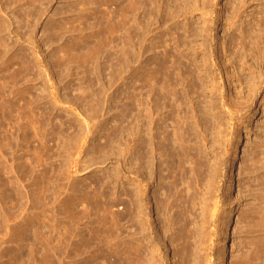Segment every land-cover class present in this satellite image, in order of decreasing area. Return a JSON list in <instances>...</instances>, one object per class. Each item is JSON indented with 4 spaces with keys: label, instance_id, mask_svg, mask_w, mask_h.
I'll return each instance as SVG.
<instances>
[{
    "label": "rangeland",
    "instance_id": "obj_1",
    "mask_svg": "<svg viewBox=\"0 0 264 264\" xmlns=\"http://www.w3.org/2000/svg\"><path fill=\"white\" fill-rule=\"evenodd\" d=\"M148 1L0 0V264H93L99 231L114 238L109 264H130L135 103L171 133L163 119L186 116L177 125L209 157L196 264H264V0H153V18ZM162 65L179 99L150 118ZM154 223L157 264H187ZM70 231L76 251L90 240L86 255L71 258Z\"/></svg>",
    "mask_w": 264,
    "mask_h": 264
},
{
    "label": "bare ground",
    "instance_id": "obj_2",
    "mask_svg": "<svg viewBox=\"0 0 264 264\" xmlns=\"http://www.w3.org/2000/svg\"><path fill=\"white\" fill-rule=\"evenodd\" d=\"M175 1H177V0H175ZM148 3H150V8H149V10L147 9L150 12V14L149 13L148 14L152 17L154 15L153 13L155 11V9H153V8H155L153 6L155 3L153 2V0L150 1V2L148 1ZM189 3H190V1H189ZM147 6H149V4ZM183 8L185 9V7H183ZM151 13H152V15H151ZM250 37H252V36H250ZM168 55H169V53H168ZM166 57H167V55H166ZM173 58H174V56H173ZM153 65H155V64H153ZM167 67L162 65V66H160L158 68V70H157V68L156 69L153 68L149 72V75L150 76L148 75L149 76L148 77L149 78L148 79L149 80L148 81V89H149L148 92H150L151 104H152V106L150 107V109L148 108L149 109V113H150V115H149L150 118L152 116H154V115L156 116V114H158L159 108H160V111H166L167 109H168L167 111L172 110V109L169 110L170 107H169L168 100L170 101L171 98L173 100L176 95L174 96V98L171 97L170 94L167 95L168 88L171 86L170 85L167 88V86H166L167 85L166 84L167 81L166 82L164 81V76H166L164 74L165 73V70H167L169 68V67L168 68ZM168 71H169V69H168ZM145 82L147 83V81H145ZM173 86H175V85H173ZM137 93H135V94H137ZM170 93L172 94V92H170ZM138 96H139V93H138ZM168 96H169V98L170 97L171 98L169 99ZM177 98H178V96L175 98V100ZM178 99H177V101H178ZM170 102L172 104L173 101H170ZM175 102L173 104H175ZM179 102H180V100H179ZM176 104L178 105V102ZM181 105L182 104H180L179 106L181 107ZM173 106H175V105H173ZM147 107H149V106H147ZM138 108H139L138 105H136V103H135V112H134V116L135 117H134V119H135V126H136V128L134 127L135 128V132L133 134L134 135V138H133V140H134V142H133L134 143L133 144V159H132V164H131V165H133V169H132L133 172L131 171L132 172V181H133V190H132V194H131L132 195V197H131L132 198V205H131L132 206V208H131V216H132V235L131 236L132 237H131V241H130L131 242L130 243L131 245H130V251H129L130 252V258H131L130 259V264H157L158 261L156 259L155 254H156V252H158L160 250L157 248L158 246H156V244L154 245V243L157 240V232H156V230L154 228V224H155L154 222H156V221H158V222H164V224H163L164 226L163 227L166 229V232L167 233L170 232L171 233V236L170 237H172L171 239H174V241H176V242L179 243V245L183 249V251L181 253L184 256V260L187 261V264H190L192 261H194V260L196 261L197 259H195V258L198 257V255H196L197 257L195 256V254H196L195 253V250H196V247L200 245V243H199V245H197L198 244L199 235H200L199 232H198L200 227H199V223H198V217L196 216V213H194V212L196 210V206L199 203L201 204V202H199L200 198H199V193L197 191H198V189L200 190V189H203L205 187V182H206L207 179L209 181V175L208 174H210L211 172L207 174V164H206V163H208V158L209 157L206 155V153H204L206 151L203 152V148L202 147H200L199 148L200 150H198V151H196V149L198 147L194 148L195 147V144H197V142H198V141L196 142V139H195L196 136H197V134H195L193 132V129L195 127L193 126L194 128H192V127L190 128V126H188L186 124L187 128L186 129H183V128H181V125L180 126L177 125V124H179V122L176 123V120L178 118L180 119L182 117V115H180L181 113H179V115H175L177 113L174 114L172 112L173 111L172 110L171 112L173 114L170 115V117L168 119L167 118H166V120L163 119V121H162L163 123H167L168 121L172 120L171 123H173L175 125L174 126L175 127L174 128V131L171 133L168 130V126L167 125H165V126L158 125V123L156 122L157 119H155L156 120L155 121V120H153V117H152V119H150L148 117L150 120L147 121L146 120L147 119V116L145 117L144 115L143 116L146 119H143L140 116L141 113H139L140 111H138L139 110ZM142 110H144V109H142ZM155 110H157V113L156 114H155ZM176 116H178V118H176ZM183 117H186V116L183 115ZM183 117H182V119H183ZM182 119H180V120H182ZM186 119H187V117H186ZM146 121L148 123L147 124L148 125L147 126V130H146V127L143 128L146 125L145 124ZM197 121H199V120H197ZM185 122H188V119H187V121L185 120ZM140 123H142L141 126H140ZM184 124L185 123H183L182 125H184ZM196 125L197 124L195 122V126ZM198 125H200V124H198ZM141 127L143 129H145V131H143ZM139 128H141V130ZM154 130L159 131V133L161 135V142L160 143L158 142L159 144L156 145L155 144L156 143L155 140H153L155 137H152L153 138L152 140H151V138H149V141L150 140L152 141V144L150 146L149 143L146 141V138L148 137V134L150 135V133H151V136H152V133L154 134ZM182 130H183L184 133H182ZM142 131L145 132V133L147 131V133H146L147 135H145V136H147L146 138H143L145 133L144 134L140 133ZM201 133H203V132L201 131ZM194 135H196V136H194ZM203 136H205V135H203ZM202 140L207 141L205 137H203ZM200 143H201V141H200ZM149 146L151 148H149ZM205 148H207V147H204V149ZM157 152H158V155L160 156L161 163H160L159 167L156 168V166H158V165L155 166L153 160H154V157H156V153ZM209 154H210V152H209ZM211 155H213V154H211ZM210 159H212V157ZM210 159H209V161H210ZM214 170H216V169H214ZM250 172H252V171H250ZM158 174H159V176H158ZM214 175H216V174H214ZM215 177H214V179H215ZM155 179L159 180L161 188L159 187L160 190L158 191L159 188L157 186V188H158L157 191L152 192L151 191V187H153V181H155ZM208 181H207V183H208ZM212 181H213V178H212ZM209 190H210V188L208 189V193H209ZM102 197H104V196L102 195ZM207 201H209V200H207ZM151 204H154L155 207H156V209H155V211L153 213L154 215L157 216L156 219H154L155 216L152 217V213L149 210V209H151L150 208V205ZM219 204H221V201L220 202H217V206H216L217 209H218V207H221V206H218ZM108 205H106V206H108ZM203 208H204L203 209V212L204 213H201V214H204V217L206 218L205 215H207V213H208L207 212L208 206L205 204V206ZM209 208H210V206H209ZM217 209H215V211H213L212 214L210 213L212 215V219L215 216V213H216V210ZM70 210H71V208H70ZM72 211L73 210H71V212ZM73 212H76V211H73ZM81 216H82V214H81ZM101 216H103V215H101ZM107 216H108V214H107ZM207 216H209V215H207ZM104 217H106V216H104ZM116 217H118V216H116ZM74 218H76V217H74V214H73L72 215V223L70 224L71 226H73L75 222L76 223L78 222ZM77 218H79V217L77 216ZM112 218H114V217H112ZM81 219H79V220H81ZM117 222L118 221H116V223ZM206 222H205V224H206V226H208ZM101 225H102V222H101ZM73 227H75V226H73ZM105 227H106V223H105ZM202 227L204 228L203 224H202ZM102 230L103 229H101V231ZM72 231H70L71 233H69L71 235V239H72L71 240V249H72L71 250V254H72V256L71 255L70 256H71V258L73 257V259H74L75 257H77L79 251L81 252V255L82 256H84V255L87 254L88 249H89V246H90V245L87 246V244L90 243L89 242L90 240L87 241L89 243L85 242V243H87V244H85L84 241H86V240L84 239V237L82 235V238H83L82 240H84V241L80 240V242L82 241L83 243H82V245L79 246V251H76V247H75V244H74V240L76 238L75 237L76 234L73 235L72 234ZM74 231H75V229H74ZM74 231H73V233H74ZM99 232H98V235H96V239H97V236H98V239L97 240L99 242L98 243L96 242L97 243V245H96L97 247L94 250V254L91 255L95 259V260H93V264H109L110 261L108 260V256L111 253L110 250L114 246L113 243H111V241L114 238L112 240H109L111 238L110 235L107 236L106 235L107 233L105 234V236H104L103 233H100V235H99ZM103 232H104V230H103ZM163 232H165V231H163ZM75 233H77V232H75ZM102 235L104 236L105 240L102 238L103 237ZM201 235H202V233H201ZM108 237H109V239L107 241V238ZM159 237H161V236H159ZM201 238H202L203 241L205 239L209 238V240H206V241H210V236H208L206 234H204V235H202V237H200V241H202ZM125 245H129V244H125ZM202 245H200V246L202 247ZM206 245H207V243H206ZM149 246L152 247V248H148ZM115 248H116V246H115ZM198 250H199V247H198ZM116 251H117L116 253H118V250H116ZM259 252H261V251H259ZM123 254H125V253H123ZM201 254H202V251H201ZM208 254H209V252H208ZM220 255H222V253ZM110 256H109V259H110ZM116 256H117V254H116ZM193 256H194V258H193ZM206 256H208V255H206ZM206 256H204V257H206ZM261 257L262 256H260L259 258H261ZM119 258H121V257H119ZM157 258H158V256H157ZM216 258H218V256ZM200 260H198V261H200ZM201 262H202V260H201ZM205 263H206V261H205ZM118 264H125L124 263V260H123V257L121 258L120 262H118ZM195 264H196V262H195ZM199 264H201V263H199ZM210 264H211V262H210Z\"/></svg>",
    "mask_w": 264,
    "mask_h": 264
}]
</instances>
